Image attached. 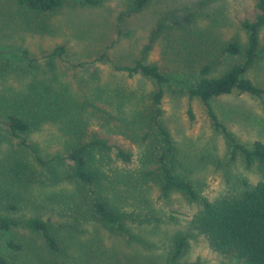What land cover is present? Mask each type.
<instances>
[{
    "label": "rangeland",
    "instance_id": "374dc122",
    "mask_svg": "<svg viewBox=\"0 0 264 264\" xmlns=\"http://www.w3.org/2000/svg\"><path fill=\"white\" fill-rule=\"evenodd\" d=\"M132 1L102 0L95 6H76L67 0L55 12H35L14 0H0V118L12 113L28 117L24 110L29 104L23 97L29 93L32 77L39 85L62 93L68 104L66 115L46 120L27 133L45 163L16 146L0 126V214L49 220L61 248L49 251L39 233L13 227L0 233V253L9 264H167L172 235L186 228L199 205L188 202L180 192L165 200L152 178L141 179V172L155 165L147 150L151 137H144L155 84L140 74L115 71L111 64H132L156 22L168 13L193 14L192 22L182 26L165 20L164 30L146 56L147 62L156 63L170 78L161 119L176 146L177 171L209 200L237 194L262 179L256 165L246 167L240 154L229 158L224 136L215 131L201 102L186 93L197 68L220 44L231 38L246 42L241 21L255 16V0H152L141 11L118 20ZM56 45H63L65 53L49 65L47 54ZM259 49L260 57L247 77L264 86V25ZM103 51L109 60L93 61ZM78 62L85 64L71 66ZM212 105L240 142L264 141V96L231 93L215 97ZM189 106L192 120L187 114ZM68 124L74 130L80 126L95 131L131 151L129 162H113L109 173L116 181L105 184L103 194L120 209L141 212V222H127L134 237L80 219L76 212L80 197L76 184L67 177L70 162L63 158L74 137L64 129ZM11 156L29 161L26 183L12 182L4 175ZM10 199L17 204L14 211L5 209ZM10 239L19 249L7 245ZM176 261L237 264L212 250L202 235L189 238L187 250Z\"/></svg>",
    "mask_w": 264,
    "mask_h": 264
},
{
    "label": "trees",
    "instance_id": "16d2710c",
    "mask_svg": "<svg viewBox=\"0 0 264 264\" xmlns=\"http://www.w3.org/2000/svg\"><path fill=\"white\" fill-rule=\"evenodd\" d=\"M14 1L35 12H55L67 3V0ZM71 1L76 6H95L102 2V0H70V3ZM151 1L133 0L119 13L118 20L141 11ZM255 6L257 9L255 16L241 21V26L246 32V42L242 44L238 39L231 38L220 44L210 57L203 60L204 62L196 70V78L189 82L186 89L188 98H197L201 102L215 131L224 136L230 149L229 158L233 159L238 153L242 156L246 167L255 164L262 174L261 180L237 194L223 195L209 200L198 192L191 181L177 171L176 146L161 119L165 84L170 78L156 63L146 61L152 44L164 30V21L169 20L175 26H182L192 22L193 14L186 13L181 16L166 14L156 22L148 42L132 64H111L115 71L126 73L128 76L140 74L155 84V89L150 94L146 132H144V137L145 135L151 137L147 150L155 165L154 169L145 168L141 172V179L146 181L148 177L152 178L159 186L160 197L165 200L171 193L180 192L188 202H196L199 205V209L192 215L186 228L172 235L167 264H176V260L187 250L189 238L196 235H202L212 250L235 259L237 264H264V141L254 140L249 144L240 142L228 126L218 118L212 105L215 97L231 93H244L258 98L264 96V86L256 85L247 77L249 68L260 57L259 33L264 25V0H255ZM115 41L116 39H113L107 48ZM103 52L93 61H108V55ZM64 53L63 45L54 46L47 54L48 64L53 65L54 59L62 58ZM84 64L85 62H78L71 66L83 67ZM38 83L39 80L32 77L29 93L23 97L26 104H29L28 109L24 110L28 117L20 116L19 113L6 114L5 117L0 118V126L16 146L28 149L34 159L39 163H45L36 144L28 140L27 133L46 120L56 121L64 113L66 115L68 104L62 93ZM95 108L106 113L98 107ZM187 114L190 120L194 118L190 106ZM79 127V130H74L72 124L64 126L65 131H72L74 134L73 141L63 158L70 162L67 165L69 171L67 177L76 184L77 194L80 197V208L76 212L80 213V219L92 220L113 233L132 238L134 236L127 222L138 221L141 212L120 209L103 194L104 185H114L116 181L113 174L109 173L113 162H129L132 153L129 149L111 144L107 138L99 136L95 131L87 132ZM113 150L114 153L111 154ZM30 170L27 159L11 156L4 166V175L12 182L26 183L28 178L25 177ZM5 209L16 210V202L10 199L5 203ZM13 227H23L33 233H39L49 251L61 250L59 240L53 231V224L49 220L38 216L20 218L0 214V233ZM7 245L11 249H19V245L12 239L7 241ZM0 264H9L1 253Z\"/></svg>",
    "mask_w": 264,
    "mask_h": 264
}]
</instances>
